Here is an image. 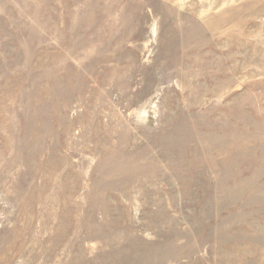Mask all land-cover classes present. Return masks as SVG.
<instances>
[{
    "label": "rangeland",
    "instance_id": "374dc122",
    "mask_svg": "<svg viewBox=\"0 0 264 264\" xmlns=\"http://www.w3.org/2000/svg\"><path fill=\"white\" fill-rule=\"evenodd\" d=\"M0 264H264V0H0Z\"/></svg>",
    "mask_w": 264,
    "mask_h": 264
}]
</instances>
